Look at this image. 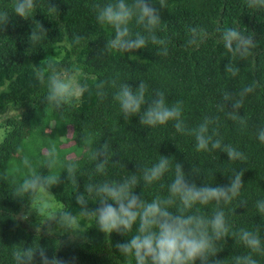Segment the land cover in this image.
<instances>
[{
    "label": "trees",
    "instance_id": "16d2710c",
    "mask_svg": "<svg viewBox=\"0 0 264 264\" xmlns=\"http://www.w3.org/2000/svg\"><path fill=\"white\" fill-rule=\"evenodd\" d=\"M11 0H0V9ZM98 0H50L59 12L48 13L47 0H40L34 19L48 30L45 42L52 49L65 47L68 57L55 64L46 74H42L33 62L34 50L29 42L20 41L18 25L25 24L31 29V21L12 17L6 32H0V121L11 130L0 143V176L7 174V180H0V264H15L12 252L20 245L23 248L39 247L48 249L47 255L56 254L67 264H127L128 258L119 256L116 243L126 242L128 237L113 233L111 246L105 235L97 229L95 218L82 234L72 239L68 235H55L50 228L36 232L25 221L14 220L30 204V197L22 200L13 196L14 187L28 169L23 165L27 156L37 171L47 175L42 166L46 150L54 145L61 164L74 162L78 165V187L65 182L66 172L57 166L53 171L61 173L62 183L50 191L64 206V211L73 212L75 194L84 191V185L97 180L117 181L135 172L138 164L151 165L160 155L171 157L173 164H183L185 172L192 166L201 171L195 177L197 185H227L232 169L244 168L240 196L225 207L227 219L233 230L253 229L261 225L264 239V221L257 214L255 201L264 199V144L256 138L260 127H264V10L253 11L245 7L244 0H168V9L161 12L162 24L157 35L169 41L167 56L155 55L158 46L148 45L147 49L136 52L141 61L132 62L128 54L103 53L104 43L114 36V32L96 21L90 5ZM103 2V0H100ZM158 3V0H154ZM158 6V5H157ZM9 11H11L9 9ZM186 25L202 26L206 29L198 46H187ZM226 27L237 28L245 35L253 36L256 47L245 60L233 61L240 72L229 78L224 66L230 54L227 52L220 34ZM139 30L134 27V31ZM83 37L80 43L74 36ZM31 47V48H30ZM30 48V49H29ZM29 51L31 52H28ZM56 69L60 74H76L81 83L93 96V101L85 108L75 101L61 114L41 98L46 93L38 73L45 78ZM119 74V81L138 87L140 80L149 85V93L161 90L170 102L184 101V119L189 127H195L206 115L220 116V134L225 143H230L244 152L248 159L229 162L223 152H197L195 139L175 132L172 122L167 126L148 128L139 124V117L124 120L118 103L112 96L114 88H107V97L98 100L94 85L99 80H111ZM256 81L255 91L244 98L240 114L249 116L247 128L241 130L238 124L226 119L217 111L216 102L222 90L239 92L245 85ZM89 133L96 144L107 138L114 151L113 160L117 164L107 166V175L95 174L94 161L90 151L80 142V135ZM20 171L17 172L16 169ZM173 173L165 174L162 181L143 189V198L150 202L156 195L167 194V184ZM191 179V178H190ZM164 184V188H161ZM246 200L248 207H239ZM98 206L95 203L94 208ZM201 212L211 215L214 204L198 205ZM13 217V218H12ZM135 234V230L130 235ZM60 245L59 248H57ZM223 250L219 259L229 264L235 255L247 253V249L228 237L221 242ZM75 258V260H73ZM259 264H264V256H255ZM37 264L39 258L37 256ZM135 264V261H132Z\"/></svg>",
    "mask_w": 264,
    "mask_h": 264
},
{
    "label": "clouds",
    "instance_id": "9594fccd",
    "mask_svg": "<svg viewBox=\"0 0 264 264\" xmlns=\"http://www.w3.org/2000/svg\"><path fill=\"white\" fill-rule=\"evenodd\" d=\"M244 5L253 11L264 10V0H244ZM39 6L40 0H11L10 4L0 9V32L7 31L12 17H20L31 21L28 36L31 47L47 40L48 30L34 19ZM90 7L95 13L96 21L114 32V36L104 43V54L117 52L123 57L128 54V59L132 62H146L141 61L136 52L147 49L149 44L158 46L155 55L169 54V41L157 35L162 30L161 12L168 9V0H158V3L154 0H98ZM47 8L49 14L59 12L58 7L51 4L50 0H47ZM134 27L139 30L134 31ZM185 31L188 36L187 46H198L206 34V29L198 25H186ZM73 39L78 44L84 38L75 35ZM220 40L230 54L223 68L224 73L229 78L236 77L240 69L233 61L237 58L247 59L256 47V41L253 36L245 35L233 27L224 28ZM29 49L28 52H31ZM38 76L41 83L46 85V93L41 100L51 105L63 118L65 108L72 106L74 98L80 96L82 89H74L70 81L64 79L56 69L46 78L40 73ZM256 84L253 81L239 92L222 90L216 102L217 111L238 124L241 130L247 128L249 119L247 113L240 114L244 98L255 91ZM83 87L87 88V85ZM108 87L115 89L112 99L118 103L124 120L139 117V124L148 128L167 126L172 122L176 133L194 137L197 152H223L227 154L229 162L247 161L248 157L244 152L224 142L219 131V115H206L200 124L189 127L183 115L184 101L170 102L161 90L150 94L149 85L143 80L139 81L138 87H133L128 81L120 82L118 73L111 80H99L94 85L98 100L107 97ZM79 137L80 142L90 151L91 160L95 162V174L106 176L107 166L120 162L113 160L118 152L114 151L107 138L97 145L89 133H83ZM256 138L264 144V127L258 129ZM23 165L27 167L28 173L15 184V199L22 200L29 196L30 205H33L31 211L35 210L39 217H45L47 221L58 220L57 224L67 230L70 238L82 237L83 233L75 234L77 217L67 211L49 214L50 204L41 195L45 193L51 198L54 195L50 193V189L62 183L61 173L53 171L58 165L63 167L62 173L67 174L65 182L78 187V165L70 160L61 164L54 145L46 150V159L42 164L48 170L47 175L38 172L27 156L23 157ZM16 171L19 172L20 169L17 168ZM245 171L244 168L232 169L227 185H210L205 182L198 186L194 178L203 173L198 166H192L189 172H185L182 163L176 161L173 164L171 157L160 155L158 161L151 165L137 163L136 171L120 180L105 179L85 183L84 191L77 192L75 200L80 206V216L95 218L97 229L105 235L110 246L113 233L128 237L126 242L115 244L119 256L128 258L127 264H132L133 260L135 264H226L225 259L217 257L223 250L221 242H226L228 237L248 250L246 254L233 256L229 264H259L254 257L264 256L261 225L234 231L225 211V207L240 196ZM169 172L173 176L167 184V194L156 195L150 202L145 201L143 189L162 181ZM7 179V174L0 176V180ZM141 185L143 189L137 194L136 189ZM164 186L161 184V188ZM89 201L98 206L89 208ZM208 204H214L210 216L202 213L198 207ZM241 206L247 208L248 202L241 200L239 207ZM254 207L261 221H264V199L256 200ZM13 219L28 220V214L21 213ZM133 230L135 234L130 235ZM59 247L60 245L57 248ZM47 252L48 249L42 245L27 248L20 245L13 250L12 257L15 264H37V256L39 264H67L56 254L49 257Z\"/></svg>",
    "mask_w": 264,
    "mask_h": 264
},
{
    "label": "rangeland",
    "instance_id": "374dc122",
    "mask_svg": "<svg viewBox=\"0 0 264 264\" xmlns=\"http://www.w3.org/2000/svg\"><path fill=\"white\" fill-rule=\"evenodd\" d=\"M17 29L20 32V41L23 43L29 42L28 36L31 32V29H28V26L25 24L18 25ZM34 50V59L33 62L35 67L42 73L46 74L51 67L55 64L61 62L62 60L68 57V51L65 47H55L50 48L45 41L39 42L32 45ZM64 79L69 80L74 89H82L81 94L78 98H74L73 101L81 107L85 108L93 101V96L87 88L83 87V84L79 80L76 74H63ZM11 130L4 123L0 121V143H2L6 137V134ZM50 193L54 195L51 191ZM42 197L47 199L50 207L48 209L49 214H58L64 212V206L61 202L55 199V196L48 198L45 193H41ZM76 202V200H75ZM77 205V203L75 204ZM95 202L89 201L88 207L94 209ZM33 205H28L22 213L28 214V220H23L26 224L36 232L44 231L46 228H50L51 233L55 235H68V232L65 228L61 227L58 223V220L47 221L45 217H39L35 210L31 211ZM31 211V212H30ZM75 215L78 219V227L75 229V234L80 235L78 232H84L86 228L91 224L93 218H85L80 216V206L77 205L74 208L73 212H69ZM69 236V235H68ZM70 237V236H69Z\"/></svg>",
    "mask_w": 264,
    "mask_h": 264
}]
</instances>
